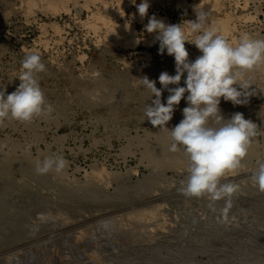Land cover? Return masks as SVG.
Listing matches in <instances>:
<instances>
[{
	"label": "rangeland",
	"instance_id": "374dc122",
	"mask_svg": "<svg viewBox=\"0 0 264 264\" xmlns=\"http://www.w3.org/2000/svg\"><path fill=\"white\" fill-rule=\"evenodd\" d=\"M106 1L117 10V23L123 20L128 24L130 16L136 17L133 24L139 38L146 34L144 26L149 17L156 14L166 16L171 24L182 23L186 27L187 21L196 19L189 5L199 2L184 0L185 6L176 4L175 0L151 2L144 21L137 11L139 2L133 4L128 0L117 9L115 0ZM211 1L213 14L208 20L230 43L235 45L244 33L264 39V0ZM11 5L0 23V89H6V94L15 91L26 53H37L46 68L38 74L39 83L54 112L34 118L31 123L7 119L0 126V162L7 156L15 163L11 166L16 170L6 178L0 177V190L6 184L21 183L26 190L20 188V195L26 197L27 193L28 198L33 199L37 194L28 195L29 189L34 191L41 187V181H48L39 195L58 196L63 198L62 203H68V209L84 211L102 207L106 202L144 198L160 191L162 182L169 181L181 189L188 175L187 156L182 147L176 152L170 151L169 130L154 127L146 120L144 112L152 94L138 80L147 76L156 81L158 89L162 88L158 80L161 72L176 74L174 57L166 51L161 54L155 38L135 46H123L114 39L109 40L110 36L106 38L104 24L96 19L100 6L97 0H69L57 10L35 3L28 14L21 2ZM156 5L164 9H157ZM185 47L190 61L201 55L194 44L186 42ZM185 78L186 73L180 86H185ZM244 79L251 85L248 102L233 105L221 98L219 107L225 119L240 112L245 119L257 124L258 135L252 139L241 167L249 164L258 167V161L264 162V64L247 72ZM168 95L167 90L162 91V103H166ZM186 96L187 93L175 107L167 124L170 130L183 119ZM54 154L67 161L65 169L60 173L37 174L36 161ZM151 171L163 174L161 181L156 176L155 181L161 182L158 186L141 183L151 176ZM235 173L222 178L221 182H232L239 187L243 182L254 184L252 174L242 180L235 177ZM170 203L162 204L165 217L175 225L179 214L171 210ZM153 216L151 218L156 219V214ZM59 243H50L53 247L57 245V250L49 248L52 245L46 247L58 253L64 249L59 246L58 251ZM35 256L32 258H38Z\"/></svg>",
	"mask_w": 264,
	"mask_h": 264
},
{
	"label": "bare ground",
	"instance_id": "6f19581e",
	"mask_svg": "<svg viewBox=\"0 0 264 264\" xmlns=\"http://www.w3.org/2000/svg\"><path fill=\"white\" fill-rule=\"evenodd\" d=\"M16 1L23 4L28 14L35 3L57 10L69 0H0V23L3 14L12 8L11 3ZM97 1L100 6L96 19L104 24L105 37L112 38L108 37L109 40L114 39L123 46L154 40L156 34L146 31L145 36L137 37L133 24L136 17L130 16L131 23L128 24L123 20L117 23V10L106 0ZM115 1L117 9L128 2ZM156 1L162 0H148L149 3ZM175 1L180 6L186 4L184 0ZM135 2L140 3L141 0ZM189 6L195 18V6L211 13L209 17L213 14L211 0H199L198 4L192 2ZM155 16L171 24L166 16ZM12 164L15 163L9 157H3L0 177L12 174L15 170ZM256 167V164L240 167L235 177L244 180ZM157 175L151 171L153 178L149 176L141 183L148 187L158 186L163 174ZM156 176L159 182L155 181ZM40 183L38 190L29 189L28 195L30 192L37 194V197L31 194L35 197L33 199L28 198L27 193L26 197L20 195L21 189L26 188L21 183L6 184L0 190V264H264V192L255 184H240L225 218L223 199L213 202L207 196L185 197L169 181L159 185L160 191L144 198L106 202L102 207L84 211L74 207L68 209V203H62L63 198L58 196L42 197L39 194L48 181ZM65 200L69 201L68 198ZM165 201L171 202V210L179 214L175 225L165 217L162 204ZM186 213L190 216L186 217ZM154 214L156 219L151 218ZM55 241L56 244L63 242L58 248L64 249L59 251V248L58 253L55 252L57 245L55 250H48L54 249L50 243ZM48 245L52 246L48 248ZM34 253L38 258H32Z\"/></svg>",
	"mask_w": 264,
	"mask_h": 264
},
{
	"label": "clouds",
	"instance_id": "9594fccd",
	"mask_svg": "<svg viewBox=\"0 0 264 264\" xmlns=\"http://www.w3.org/2000/svg\"><path fill=\"white\" fill-rule=\"evenodd\" d=\"M132 3L135 4V0ZM136 7L141 18L148 15V0H141ZM194 11L196 19L187 21L186 27L182 23L166 24L155 15L149 17L145 31L156 34L161 54L166 51L174 57L176 74L161 72L158 77L160 89L156 87V81L147 76L138 80L152 94L151 103L144 112L146 120L154 127L169 130L170 151L176 152L182 147L187 156L188 175L180 189L181 194L189 198L207 196L213 202L223 199L225 207L222 211L226 218L239 186L232 182L222 183V178L242 166L252 139L258 135V126L240 112L225 119L219 105L221 98L233 105L248 102L251 85L244 77L264 64V39L244 33L233 45L210 24L205 10L195 6ZM190 35L194 38L189 39ZM186 42L194 44L201 53L194 61L189 60ZM21 67L16 90L6 94V89H0V126L7 119L31 123L34 118L50 116L54 112L38 79V74L46 70L40 55L26 53ZM185 73V86H180ZM163 90L169 93L166 103L161 100ZM185 93L187 106L182 110L183 119L170 130L167 124L175 107L185 99ZM66 165L63 156L54 154L37 160L35 171L40 175L60 173ZM251 179L264 192V162L258 161Z\"/></svg>",
	"mask_w": 264,
	"mask_h": 264
},
{
	"label": "built area",
	"instance_id": "2783aa9c",
	"mask_svg": "<svg viewBox=\"0 0 264 264\" xmlns=\"http://www.w3.org/2000/svg\"><path fill=\"white\" fill-rule=\"evenodd\" d=\"M155 7H156L157 9H159V8L164 9L163 6H160V7H159V6L156 5ZM161 9H160V10H161ZM146 19H148V18H146Z\"/></svg>",
	"mask_w": 264,
	"mask_h": 264
}]
</instances>
